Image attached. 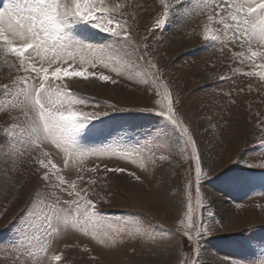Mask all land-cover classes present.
Returning <instances> with one entry per match:
<instances>
[{"label": "rangeland", "instance_id": "rangeland-1", "mask_svg": "<svg viewBox=\"0 0 264 264\" xmlns=\"http://www.w3.org/2000/svg\"><path fill=\"white\" fill-rule=\"evenodd\" d=\"M104 2L127 22L137 51L121 53L107 69L98 63L97 74L116 83L54 80L74 94V110L108 111L75 134L74 148L51 138L37 147L44 138L30 135L35 111L15 88L0 90V264H55L52 256L61 253V264H264V61L253 65L249 47L227 37L203 41L204 21L220 0H173L155 32L160 0ZM95 24L70 17L65 32L86 45L115 44ZM25 75L0 53V84ZM153 91L162 101L156 107ZM169 92L174 119L198 148L199 195L192 144L159 115ZM8 123L18 125L16 139L4 137ZM41 160L57 165L47 169L49 181L41 179ZM118 168L124 171H112ZM75 192L98 209L86 226L63 219L74 214L67 202L80 200ZM53 206L59 219L49 228L43 216Z\"/></svg>", "mask_w": 264, "mask_h": 264}, {"label": "snow or ice", "instance_id": "snow-or-ice-1", "mask_svg": "<svg viewBox=\"0 0 264 264\" xmlns=\"http://www.w3.org/2000/svg\"><path fill=\"white\" fill-rule=\"evenodd\" d=\"M160 3L163 11L153 21V32L159 30L166 22L173 0H160ZM111 11L112 9L105 4L104 0H4L3 5L0 6V53L13 56L18 61V68L27 73L25 76L10 80L9 83L0 84V90L9 93L15 88L17 97L22 96L23 102L30 106L29 110L35 111L36 118L33 121L30 135L39 138L42 133L44 138L37 147H42L44 140L51 138L58 145L63 144L65 147L74 148L75 134L91 120L107 114L108 111L81 112L69 107L73 103L74 94L69 92L66 86L54 85V80H60L62 76L82 77L85 80L91 77L101 82L116 83L110 75L104 74L103 71L97 74L98 63L103 64L107 69L109 64L119 63V59L123 58L121 53L128 55V50L131 49V52L135 54L137 47L132 43L133 35L128 30L127 22H121L111 15ZM70 17L96 21V27L117 38L115 44L86 45L71 40L65 32ZM213 24L220 27L214 28ZM225 37L231 41H239L241 47L247 45L250 51L247 59L253 65L257 59L264 61V50H252L253 45L264 49V0H220L215 4L213 12L208 14L204 21L203 41L216 42ZM78 54L79 60H77ZM236 55L242 56L243 53ZM136 59L140 61L144 57L137 56ZM85 63L88 64V68L82 67ZM74 64L75 68H73ZM61 65L67 66L62 67ZM149 65L157 68V65L151 62ZM259 67L264 69V63H261ZM248 74L252 75L251 72ZM259 76L264 79V71L259 72ZM158 95L153 91V107L162 103ZM164 99L168 101L167 109L159 112V115L163 116L178 131V139L187 136V142L192 144V152L197 161L196 184L199 195L201 168L197 145L189 134V128L182 127L177 119H174L176 109L171 93H165ZM108 107L111 111L125 110L116 104ZM17 127L18 125L8 123L3 129L4 137L16 139ZM261 144L264 145V142ZM39 163L45 169L41 179L49 181L50 175L47 169L49 167L56 169L57 165L51 160L47 164L43 160ZM112 171L123 172L124 169L118 168ZM57 180L61 185L65 182L63 176L57 175ZM70 187L74 189L75 183H71ZM64 190L68 191L67 188ZM74 194L80 197V200H84V204L81 205L80 200L68 201V205L74 206L75 210L74 214L70 212L64 216V222L71 223L73 226H86L92 217L97 215L98 209L92 200L81 196L80 192ZM69 195L73 193L69 192ZM56 214L57 209L53 206L43 216L49 228L54 219H59ZM25 227H27V222H25ZM204 231L207 229L201 232ZM201 232H198V236ZM185 235L191 240V236L187 233ZM62 257V253L55 254L51 259L55 264H61ZM16 264H20V261L17 260Z\"/></svg>", "mask_w": 264, "mask_h": 264}]
</instances>
